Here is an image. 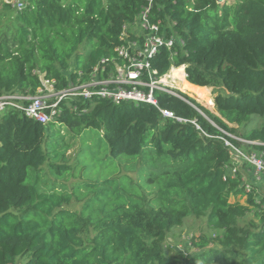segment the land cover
<instances>
[{
  "label": "trees",
  "instance_id": "16d2710c",
  "mask_svg": "<svg viewBox=\"0 0 264 264\" xmlns=\"http://www.w3.org/2000/svg\"><path fill=\"white\" fill-rule=\"evenodd\" d=\"M25 1L17 10L0 0L1 12L14 13L0 32V96L35 95L41 87L35 71L55 80L57 91L87 81L102 58L115 55L124 26L147 5ZM150 20L184 42L162 46L153 69L165 76L184 66L189 83L213 89L216 112L162 91L155 92L159 108L177 119L150 104L117 106L100 98L67 97L49 125L7 108L0 114V264H264V188L245 204L231 202L245 192L240 175L223 179L232 157L219 138L248 151L224 132L237 134L261 143L252 151H264V0H156ZM57 124L77 136L102 133L115 159H144L157 193L139 196L116 179L86 183L88 191L98 190L78 213L67 209L70 194L29 183L49 160L45 147ZM190 219H204L216 236L203 232L190 240L195 252L176 254L172 236Z\"/></svg>",
  "mask_w": 264,
  "mask_h": 264
},
{
  "label": "built area",
  "instance_id": "2783aa9c",
  "mask_svg": "<svg viewBox=\"0 0 264 264\" xmlns=\"http://www.w3.org/2000/svg\"><path fill=\"white\" fill-rule=\"evenodd\" d=\"M147 5L138 16L136 22L124 26L120 37L121 44L114 50L111 58H102L93 69L89 79L85 82H71L69 88L57 91L55 80H49L46 75L35 71L39 75L41 87L35 95H3L0 96V114L7 108L13 107L20 110L25 116L32 118L44 125L56 122L61 113V103L67 97L107 99L113 104L120 106L124 104H150L160 110L165 118L177 119L175 115L167 110H161L155 92L162 91L180 97L173 91L170 75L176 67H172L165 76H159L153 69L152 60L159 53L162 46L172 50L176 44L184 45V42L175 36L168 37L161 24H153L150 20L151 11L156 0H144ZM11 4V0H4ZM26 8V1L20 0L16 4L17 10ZM137 26V29H133ZM133 36V38H132ZM184 67V66H182ZM82 76V73H79ZM187 77V76H186ZM224 134L244 146L238 147L225 137H219L229 148L232 163L226 165L224 181L237 179L241 176V188L244 195L232 196L236 200L233 203L245 199L254 190L258 192L264 188V151H252L251 146L260 145V142L246 141L239 136L229 133ZM264 193V191H261ZM259 201V200H258ZM244 203V204H245Z\"/></svg>",
  "mask_w": 264,
  "mask_h": 264
},
{
  "label": "rangeland",
  "instance_id": "374dc122",
  "mask_svg": "<svg viewBox=\"0 0 264 264\" xmlns=\"http://www.w3.org/2000/svg\"><path fill=\"white\" fill-rule=\"evenodd\" d=\"M18 1L20 0H11V4H9L15 9ZM228 1L231 3L232 0ZM0 14V32L2 33L3 28L10 24L14 13L0 11ZM135 28L137 29V26H134L133 29ZM88 51V46H85L81 49V54L87 55ZM75 69L76 63L73 60L69 71L72 72ZM172 74L174 73L170 75L172 76ZM171 84L173 91L183 93L195 99L205 108L207 107L211 112H216L215 107H208L206 102L192 97L189 93L178 88L179 82L177 80L174 81L173 79L172 81L171 79ZM16 94L20 95L19 93ZM210 96L214 102L215 95L211 88ZM259 124H264V120H259ZM230 127L236 129L238 134L242 131V129H238V126L230 125ZM50 131L51 135L45 147L49 152V160L40 173L33 172L31 174L29 183H37L40 190L70 194L72 200L67 209L80 213L85 203L89 202L96 194L94 192L98 189L88 191L84 187L86 183L101 186L108 180L116 179L120 185L139 196L150 198L157 193L158 187L155 184L147 183L146 172L148 168H146L145 160L142 158H113L102 133L95 129H89L81 136H77L59 124L51 126ZM51 164H57L56 168ZM64 167L66 171L63 170L62 174H58V169ZM239 203L244 204L245 199H241ZM251 217L249 216L248 219ZM179 230L172 236V252L176 254L190 255L195 252L196 249L192 248L190 241L193 237L200 236L203 232L210 238L214 235V232L207 228L204 219H190Z\"/></svg>",
  "mask_w": 264,
  "mask_h": 264
},
{
  "label": "bare ground",
  "instance_id": "6f19581e",
  "mask_svg": "<svg viewBox=\"0 0 264 264\" xmlns=\"http://www.w3.org/2000/svg\"><path fill=\"white\" fill-rule=\"evenodd\" d=\"M182 69V71H181ZM172 73V78L179 82V87L182 91L189 93L192 97H195L201 101L206 102L208 107H214V102L210 96V88H202L192 85L186 80V73L184 67L175 69ZM173 81V80H172Z\"/></svg>",
  "mask_w": 264,
  "mask_h": 264
},
{
  "label": "water",
  "instance_id": "95a60500",
  "mask_svg": "<svg viewBox=\"0 0 264 264\" xmlns=\"http://www.w3.org/2000/svg\"><path fill=\"white\" fill-rule=\"evenodd\" d=\"M228 0H220V2L221 3H226ZM184 70H185V67H184ZM185 73H186V71H185ZM214 107H215V105H214ZM207 108V107H206ZM208 109V108H207ZM213 124V123H212Z\"/></svg>",
  "mask_w": 264,
  "mask_h": 264
},
{
  "label": "crops",
  "instance_id": "0c3cea01",
  "mask_svg": "<svg viewBox=\"0 0 264 264\" xmlns=\"http://www.w3.org/2000/svg\"><path fill=\"white\" fill-rule=\"evenodd\" d=\"M236 199L235 198H231V202L233 203V201H235Z\"/></svg>",
  "mask_w": 264,
  "mask_h": 264
}]
</instances>
